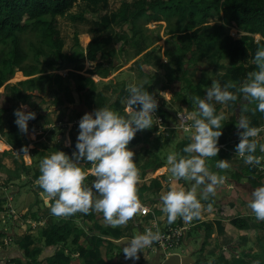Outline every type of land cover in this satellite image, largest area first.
Segmentation results:
<instances>
[{"label":"crops","instance_id":"0c3cea01","mask_svg":"<svg viewBox=\"0 0 264 264\" xmlns=\"http://www.w3.org/2000/svg\"><path fill=\"white\" fill-rule=\"evenodd\" d=\"M156 19L150 21L149 24L151 22L160 23V25L163 23L159 15ZM215 26L214 23L213 27ZM176 28L173 31H178V28ZM185 28L182 30H185ZM60 31L63 38L62 30ZM96 36L97 34L91 28L76 30L75 43L78 38L80 42L79 50L85 51ZM160 39L158 38L154 44L148 41L149 47L141 51L138 56L136 51L140 50V47H137L135 53L130 57H125V59L119 57L114 58V60L112 57L130 55L131 47H135L133 44L126 47L122 43V48L125 47L124 52L121 51L120 46L117 50L106 47L104 51L99 53L97 61L86 60L80 63H78L76 57H73L77 51L75 47L72 52H64L69 58L65 59L59 70L49 72L59 74L61 79L55 81L51 88L47 89L46 94H41L43 101L32 98L26 104L28 106L26 111L30 110L36 113L35 119L28 122V133L31 138L29 155L18 154V151L5 138H0V164L2 166L0 171V201L3 202V204H0V207H2L0 208V233L3 234L0 238V261L7 260L9 262L13 259L14 264H19L21 258L23 264H27L20 243L25 237L29 236L34 238L36 242L30 246V250L39 248L41 250L40 259L53 255L56 248L46 247L39 237V231L46 224L63 226L71 220L83 230L82 241L86 246L100 254L105 251L112 252L116 264H178L177 259H174L177 257L189 260L187 264H220L221 261L224 263L228 261V256L232 257L231 250L233 254L236 253L233 255V260L239 257L241 246H245L244 243L247 244L250 239L248 238L249 233L255 229L260 232H256L257 234L253 238L259 248L254 254L258 260L264 262V219H258L248 206L252 199L253 190L264 184V178H259L262 169L259 168L257 175L248 176L246 172L250 164L245 163L243 157L239 156L235 149V145L240 139L236 122L243 115L252 125V120L256 116L257 127L261 130L257 137L250 139L257 140L256 151L261 153L260 157L263 161L264 152L260 151L259 145L264 143V111L256 114L246 112L244 105L247 100L245 96L241 101H232L231 106L227 102L211 101L214 106L220 108L218 114L224 113L221 127L225 131L224 137L227 142L219 144L220 151L217 155L205 157L204 159L206 162L209 161L206 166L211 172H215L218 176L224 178L223 182L215 186L214 194L203 198V193L198 191V189L204 188L203 184L196 185L195 181L192 180H185V183H183L182 181L179 182V178H172L166 159L167 150L170 144H173L174 139L177 138V141H174L175 152L179 155L181 153L188 154L183 149L191 142L192 131L188 127L191 120H187L185 123L187 130L182 131L180 129V120L177 113L186 116L190 112L197 111V105L189 102L182 103L181 101H176L175 104L170 102L174 97L178 99L182 96L177 93L182 92L184 85L181 81L175 79L174 70H180V67L171 57L165 55L167 49L162 46L161 51L159 46L154 50V45ZM221 41L211 44L207 49L196 44L197 47H194L193 52L190 53V57H193L194 53L197 52L198 56L195 59H197L198 67L189 68L187 59L183 69L188 71L195 84H198L207 75L212 80L217 81L218 74H209L212 67L207 69V67H210L207 64L212 66L215 64L217 47ZM113 52H116V54L113 55ZM78 65L81 68L80 71L75 69ZM224 68L219 70V74L228 71V68ZM108 71L110 73L106 74ZM69 72H77L87 79H91L93 81L91 85L95 87L96 92L103 94L109 100L108 107L117 111L120 115L127 117L133 106L128 105L120 111L115 107V102H117L123 91L127 92L125 97L127 99L129 84H139L141 82H143L145 89L155 93L158 106H162L166 112H169V116L161 117L156 109L153 115L152 128L141 130L140 133L143 136L149 130H152L149 138L137 145L129 143V147L135 153L133 158L136 160L139 170L136 188L144 186L147 188L142 196L141 194L138 195V198L141 204L151 211L148 215L144 216L137 212L126 224L113 226L104 219L102 212H97L94 209H90L92 215L88 214V216L80 211L70 215L57 216L52 214L50 204H45V197L42 195L43 189L36 182L40 175V160L50 152L58 149L62 150V146L72 153L75 150L79 132V120L85 112L91 111L86 99V95L91 89L87 90V94L79 93L76 89L75 79L68 77ZM204 72L207 74L203 75ZM180 76H182V72ZM29 78L32 77H26L23 72L17 70L14 78L9 83L17 84ZM2 91H4V87L0 89V92ZM183 95H185V92ZM179 103L182 105H179ZM35 149H37V152L31 153ZM221 158L227 159L228 165L234 164V167H237L233 177L229 175L227 170L224 171L216 166V162ZM149 161H152L155 167L159 164L162 166L156 167V169H153L154 167L144 168L143 165ZM80 166L88 172L84 180L85 186L91 187L92 181L96 178L88 171L92 168L91 162L82 161ZM188 181L192 184L191 188ZM158 184L162 186L161 189H158ZM172 184L183 187L186 191L194 187L195 194L204 200L201 204V214L193 225L196 226V230L194 228L191 231L188 230L186 245L177 248L172 257L165 259L162 253L150 250L147 245L140 251L138 259H125L122 240L145 231L153 223L159 224L161 229L168 225L167 213L163 211V202L160 195L162 192H166ZM234 219L244 220L248 223V226L240 229L233 224ZM204 224L209 225V227H205ZM106 231L118 235L113 237L103 235V232ZM229 247L232 249H229ZM250 249L253 250L252 247ZM58 252H69V250L59 247ZM74 255L77 257L75 253ZM170 259L171 261L167 263Z\"/></svg>","mask_w":264,"mask_h":264},{"label":"trees","instance_id":"16d2710c","mask_svg":"<svg viewBox=\"0 0 264 264\" xmlns=\"http://www.w3.org/2000/svg\"><path fill=\"white\" fill-rule=\"evenodd\" d=\"M78 1L0 0V89L4 87V91L0 92V138H5L18 152L22 146L30 144L31 138L29 133L21 132L15 123V109L20 107L21 103L27 104L32 98L43 101L41 94H46L47 89L51 88L55 81L61 79L59 74L49 73L59 70L65 59L69 58L63 52L65 41L61 36L58 17L67 16ZM80 1H84L87 9L92 13L98 14L99 20L93 22L94 28L92 29L97 36L92 39L85 51L77 50L73 55L78 63L86 60L97 61L99 53L114 42L123 43L125 46L133 44L135 47H140V50L136 51L138 56L141 51L149 47V38L144 35V26L155 20L157 15L171 25L173 17L180 14L182 8L189 1V6L192 8L190 10V22L182 34L179 31H173L174 28L170 27L169 34H175L172 36L174 44L171 50L167 49L165 52V55L171 57L180 67V70H174V75L175 79L184 85L185 95L178 99L175 97L174 102H189L196 105L193 102V97L205 98L206 90L213 82L212 78L207 75L198 84H195L188 71L183 69L186 63L184 58L188 57V60L192 61V57L188 53L193 52L196 44L207 49L211 44L222 40L217 47L215 66L209 70V74H217L220 69L228 68L226 73L217 76V81L221 82L222 85L225 82L235 85L229 90L237 98L228 101L229 106L232 105V101L242 100L244 94L239 92L238 88L250 78V73L258 71L257 65L253 62V57L258 48H264V0H135L123 2L122 6L112 13L107 10L110 0ZM78 17L82 18V16H73V19ZM216 17L223 19L222 23H217L215 27L213 25L205 26L209 19ZM120 20L130 26V31L122 33L114 31L110 36L103 37V34L113 30L114 24ZM228 27L243 30L245 34L239 39H234L225 33ZM254 35H260L262 39L257 41ZM76 44L80 48L78 38ZM115 54L116 52H113V55ZM99 66L101 65L99 64ZM75 69L81 70L79 65ZM17 70L23 72L26 77L32 78L17 84L9 83ZM181 72L182 76H180ZM109 73V71L106 72V74ZM68 77L75 79L76 89L79 93L87 94V90L91 89L86 95L87 105L91 111L98 107L108 106L109 100L103 94L96 92L95 87L91 85V83L93 84L91 79H87L77 72H69ZM126 96L127 92L123 91L115 102V107L120 111L128 106ZM246 100L247 103L244 105L246 112L255 114L261 112L257 109L258 102L256 100L250 98H246ZM219 109L215 106L217 114ZM157 110L161 117L170 115L162 106H158ZM252 126H258L256 116L252 120ZM151 132L152 130H149L142 136L141 130L138 131L130 143L133 145L142 143L149 138ZM224 135L225 131L223 130L219 137V144L227 142ZM62 150L71 154V151L63 146ZM35 152L37 149L31 151V153ZM254 155L260 156L261 153L256 151ZM262 164L264 165V157L260 165ZM161 166L159 164L156 167ZM143 167L156 169L152 161L146 162ZM1 169L0 164V171ZM257 173L258 166L250 164L246 174L255 176ZM259 178H264V171L261 172ZM161 188L162 186L158 184V189ZM146 189L145 186L138 188L137 195L141 194L142 196ZM196 196L202 204L204 200L197 194ZM0 204L3 202L0 201ZM88 214L92 215V212L89 210L86 216ZM177 219L178 222H173L171 225L184 223L182 217L178 216ZM195 222H197L196 218ZM233 224L240 229L248 226V223L241 219H234ZM204 226L209 227L207 224ZM193 228L196 229V226ZM83 234L80 226L69 220L63 226L51 225L41 231L40 239L45 246L56 248L53 255L40 259L41 250L39 248L30 250V246L36 243L31 236L25 237L21 241L20 248L23 250L27 264H116L112 252L100 254L86 246L82 241ZM103 235L113 237L118 234L106 231L103 232ZM2 236L3 234L0 233V238ZM59 247L68 249L69 252L59 253ZM74 253L77 254L76 258ZM19 260V264H23L22 259ZM9 262L14 264L13 259ZM9 262L6 260L0 264H10ZM225 264H264V262L258 260L251 249H246L241 252L239 263L233 260L232 263L225 262Z\"/></svg>","mask_w":264,"mask_h":264},{"label":"clouds","instance_id":"9594fccd","mask_svg":"<svg viewBox=\"0 0 264 264\" xmlns=\"http://www.w3.org/2000/svg\"><path fill=\"white\" fill-rule=\"evenodd\" d=\"M253 62L257 65L258 71L250 73V78L245 80L238 91L246 98L256 100L257 109L264 111V48L256 50ZM232 87L235 85L227 82L222 85L221 82L213 80L206 90V99L200 96L193 97L197 111L186 116L177 113L182 131L187 130L184 122L191 120L188 126L192 129L191 142L183 151L195 154L185 156L169 152L166 157L167 164L172 178L192 180L196 185L203 184L204 198H207L208 194H214L215 186L224 179L211 172L204 159L219 153L218 141L223 132L221 122L224 113L217 114L211 101L226 103L236 100V95L229 90ZM127 90L129 93L127 103L130 107L134 106L127 117L108 106L85 112L79 120L75 150L68 154L58 149L40 160V175L36 182L43 189L44 202L50 204L52 214L70 215L77 211L87 213L94 209L102 212L109 224L117 226L126 224L141 210L142 204L136 188L139 170L133 158L135 153L129 147V143L138 131L152 128L158 101L155 93L144 88L143 82L131 83ZM27 107L22 103L14 112L15 123L23 133H28V122L36 117L35 111H26ZM236 126L240 137L235 145L236 153L243 157L245 163L260 165L262 157L254 155L257 140L250 138L257 137L261 129L250 125L249 120L243 115L236 122ZM29 148V145L22 146L18 154L29 155ZM259 148L264 152V143H261ZM82 161L92 164L88 171L96 178L92 181L91 187L84 184L88 172L80 166ZM216 166L223 169L229 165L227 159L221 158L216 162ZM160 199L169 224L178 216L185 221H191L201 214V202L195 194L194 187L186 191L183 187L172 184L166 192L161 193ZM248 206L258 219H264V184L253 190ZM160 236L158 229L156 231L147 229L122 240L125 259H138L140 251L153 241L159 240ZM186 243L187 234L182 245Z\"/></svg>","mask_w":264,"mask_h":264},{"label":"rangeland","instance_id":"374dc122","mask_svg":"<svg viewBox=\"0 0 264 264\" xmlns=\"http://www.w3.org/2000/svg\"><path fill=\"white\" fill-rule=\"evenodd\" d=\"M133 1H135V0H110L109 7H108L107 10L109 11V13L115 12V11H117L122 6V3L123 2H133ZM191 9L192 8L189 6V1H187L186 6L182 8L180 14H178L175 17H173L172 22H171V25H169L167 22H166L167 23L166 24L165 21H163V20H162L163 23L161 25H160V23L159 24H157V23L155 24V22H151V24L148 23L146 25V28H144V30H145L144 31V35L150 39L149 40L150 43L154 44V43H156V41L158 40V38H161L160 41L157 42V44L154 45V50H155V48H158L159 46L161 47V51H162V46L165 47V49H169V50H171L173 48L174 38H172V36H174L175 34H169L170 27L171 26L173 28H176L177 27L178 29L177 28L176 29L179 31L180 34H182L184 32V30H182V29L185 28L187 26V24L190 22V10ZM72 16H82V18H84V19H82L81 17H78L77 19H73ZM97 20H99V15L98 14H94L90 10H88L87 7H86V3L84 1H80V0L74 5L73 9L68 13L67 16L58 17L59 28H60V30H62V34L64 36L63 38L65 39L64 40L65 41V46H64L63 52H65V53L66 52L67 53L68 52H72L74 47H75V50H79V46H77V44L75 43V37H74L75 36V31L76 30L77 31H79V30H86V29H90V28L93 29L94 28L93 22L94 21H97ZM155 20H157V19H155ZM222 21H223V19H220L219 17L218 18L217 17L216 18H211V19H209L208 23L205 26L206 27H209V26L213 25L214 23L216 25L217 23H222ZM226 30H227L226 31V34L227 35L229 34L234 39H239V38H241V36L243 34H245V32L243 30H239V29H236V28L228 27ZM114 31L116 33H119V32L120 33H122V32H129L130 31V26L126 22L120 20V21H118V23L114 24L113 30H111V31H109L107 33H104L103 37L110 36ZM254 37H255V39L257 41H259L260 39H262V37L260 35H254ZM119 46H120V48H122V43H115L114 42V43L110 44L109 46H107V48L116 49L117 50V48ZM194 47H197V45L194 46ZM123 49L125 50V47L122 48L121 51H123ZM131 49L132 50L130 51V55H124V56H122V55H120V56L116 55V56H114L112 58L114 59V58H119L120 57L122 59H125V57H130V56H132L135 53L137 47H131ZM188 55L190 56L191 54L188 53ZM197 56H198V54L196 52V53H194V55L192 57L193 58L192 61H189L188 60L189 61L188 62V67L189 68L193 69V67H195V68L198 67L197 59H195V57H197ZM187 59L188 58L186 57L185 62L187 61ZM207 65L210 66V67H207V69H209L211 67L213 68L215 66V64L213 66L212 65H209V64H207ZM224 69H226V68H224ZM206 74H207L206 72L203 73V75H206ZM217 74L219 75V73H217ZM220 74H223V73H220ZM177 94L183 95L184 94V89L182 90L181 93H177ZM174 98L170 101L173 104H175V102L173 101ZM180 104L181 103H179V105ZM175 137H176V135L174 136V138ZM175 140L177 141V138H175L174 141ZM174 141H173V144H170L169 148L167 147L168 148L167 154H169V152H175V142ZM193 154H195V153H193ZM181 155H185V154H182L181 153ZM188 155H192V154H189L188 153L187 156ZM206 163H209V161H207ZM236 169H237V167L235 168L234 167V164L229 165L227 168H223V170L224 171L227 170L228 173H229V175L232 176V177L234 176V173L237 171ZM185 180L186 179H184V178H179V182L182 181L183 183H185ZM190 183L191 182L188 181V185L191 188L192 184H190ZM198 191L203 193V189H200V190L198 189ZM208 196H210V194ZM195 218L198 219V217H194L191 221H185L184 220L185 224L188 225L186 227L190 231H191V229H193L194 223H196L195 222ZM47 226H51V225H47V224L44 225L41 228V230L39 231V237H41L40 236L41 235V231L44 228H46ZM256 232H260V231H258L257 229H255L254 231H251L249 233L250 236H248V238H250V239L247 241V244L244 243L245 246H241L242 248L240 250V254L243 251V249L244 250L250 249V247L253 248L252 253H255V251L259 250L258 245L256 244V242L253 239L254 236H256L255 234H257ZM229 249H232V248L229 247ZM235 254H233V252L231 250L232 257L227 255L228 256V259H227L228 261L227 262L232 263L233 262V255H235ZM240 254L238 256H240ZM76 256H77V254H76ZM74 257H75V255H74ZM235 260H238L236 262L239 263V257L237 259L235 258ZM2 262H6V260L0 261V263H2ZM221 263L222 264H225V262L223 263V261H221Z\"/></svg>","mask_w":264,"mask_h":264},{"label":"built area","instance_id":"2783aa9c","mask_svg":"<svg viewBox=\"0 0 264 264\" xmlns=\"http://www.w3.org/2000/svg\"><path fill=\"white\" fill-rule=\"evenodd\" d=\"M186 121L184 123H186ZM260 168L264 170L263 166H261ZM138 212L145 216L148 215L151 211L148 207L142 204V208ZM176 221L178 222V219H176L174 222L176 223ZM186 226L188 225H186L185 223L175 225H171L168 223L166 227L161 229L159 224H151L146 228V230L152 229L153 231H156L158 229L161 236L159 240L153 241L148 245V247L150 248V250L162 253L165 259L171 257L173 254H175L174 252L176 251V249L179 248L186 240V234L189 230Z\"/></svg>","mask_w":264,"mask_h":264},{"label":"water","instance_id":"95a60500","mask_svg":"<svg viewBox=\"0 0 264 264\" xmlns=\"http://www.w3.org/2000/svg\"><path fill=\"white\" fill-rule=\"evenodd\" d=\"M171 259L169 261H167V263L170 262ZM174 259H177L178 264H187V263H189V260L188 261L184 260V258L177 257V258H174Z\"/></svg>","mask_w":264,"mask_h":264}]
</instances>
